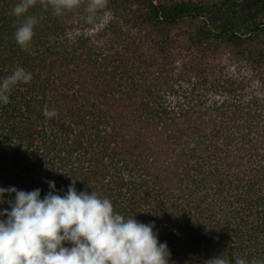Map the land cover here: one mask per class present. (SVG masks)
<instances>
[{"label": "trees", "instance_id": "obj_1", "mask_svg": "<svg viewBox=\"0 0 264 264\" xmlns=\"http://www.w3.org/2000/svg\"><path fill=\"white\" fill-rule=\"evenodd\" d=\"M19 2L0 0V77L32 80L0 105V187L42 198L75 180L154 222L169 264L264 259V0H107L93 24L90 0L17 17Z\"/></svg>", "mask_w": 264, "mask_h": 264}, {"label": "clouds", "instance_id": "obj_2", "mask_svg": "<svg viewBox=\"0 0 264 264\" xmlns=\"http://www.w3.org/2000/svg\"><path fill=\"white\" fill-rule=\"evenodd\" d=\"M56 15L78 6L80 0H49ZM107 0H90L87 23L93 24L98 9ZM35 0H20L12 12L25 16ZM36 17L26 16L14 32L16 43L27 50L35 35ZM32 74L16 67L0 77V105L10 102L12 87L29 83ZM46 118L57 115L55 109H43ZM49 191L41 198V189L18 190L0 187V264H169L170 250L158 241L154 222H139L114 211L111 200L96 192L77 191L75 180L57 191L47 180ZM60 193H63L62 195ZM67 244V246H66ZM234 264H264V259L247 260L234 254ZM204 264H232L221 255Z\"/></svg>", "mask_w": 264, "mask_h": 264}, {"label": "rangeland", "instance_id": "obj_3", "mask_svg": "<svg viewBox=\"0 0 264 264\" xmlns=\"http://www.w3.org/2000/svg\"><path fill=\"white\" fill-rule=\"evenodd\" d=\"M230 69H237L239 70L242 75H245V77L248 78V88L255 91V93L259 94V83L256 80V77H252V71L249 70V68L244 63H231ZM262 91V90H261ZM264 93V91H263Z\"/></svg>", "mask_w": 264, "mask_h": 264}]
</instances>
